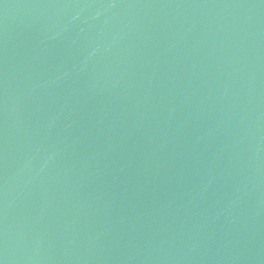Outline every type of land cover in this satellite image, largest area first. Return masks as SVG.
<instances>
[{
    "label": "water",
    "instance_id": "obj_1",
    "mask_svg": "<svg viewBox=\"0 0 264 264\" xmlns=\"http://www.w3.org/2000/svg\"><path fill=\"white\" fill-rule=\"evenodd\" d=\"M0 264H264V0H0Z\"/></svg>",
    "mask_w": 264,
    "mask_h": 264
}]
</instances>
